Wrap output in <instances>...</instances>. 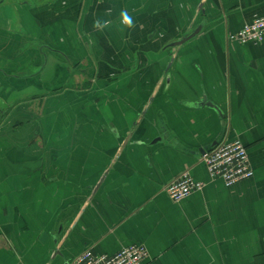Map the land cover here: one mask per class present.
<instances>
[{
  "label": "crops",
  "instance_id": "0c3cea01",
  "mask_svg": "<svg viewBox=\"0 0 264 264\" xmlns=\"http://www.w3.org/2000/svg\"><path fill=\"white\" fill-rule=\"evenodd\" d=\"M263 13L0 0V264L131 243L146 264H264V38H228ZM221 139L245 144L252 177L210 178L200 153ZM186 169L204 185L174 201L163 186Z\"/></svg>",
  "mask_w": 264,
  "mask_h": 264
},
{
  "label": "built area",
  "instance_id": "2783aa9c",
  "mask_svg": "<svg viewBox=\"0 0 264 264\" xmlns=\"http://www.w3.org/2000/svg\"><path fill=\"white\" fill-rule=\"evenodd\" d=\"M231 42L261 41L264 38V13L230 33ZM200 160L207 168L211 179H221L226 185L250 178L254 169L248 150L240 139H221L200 153ZM204 183L195 180L188 169L167 182L163 189L174 201H180L193 191L202 189ZM148 252L144 244L131 243L114 253H100L87 248L75 256L69 264H146Z\"/></svg>",
  "mask_w": 264,
  "mask_h": 264
},
{
  "label": "clouds",
  "instance_id": "9594fccd",
  "mask_svg": "<svg viewBox=\"0 0 264 264\" xmlns=\"http://www.w3.org/2000/svg\"><path fill=\"white\" fill-rule=\"evenodd\" d=\"M120 21H121V24L125 27V28H128V29H131L134 27V20H133V17L126 11V10H122L121 13H120ZM108 22L105 21L104 24H107ZM100 21L97 20L95 23H94V27H100Z\"/></svg>",
  "mask_w": 264,
  "mask_h": 264
}]
</instances>
